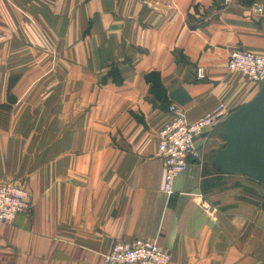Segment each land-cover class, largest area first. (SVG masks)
<instances>
[{
    "label": "crops",
    "instance_id": "crops-1",
    "mask_svg": "<svg viewBox=\"0 0 264 264\" xmlns=\"http://www.w3.org/2000/svg\"><path fill=\"white\" fill-rule=\"evenodd\" d=\"M24 39L45 41L42 61L30 54L21 66ZM0 40L13 58L0 70L61 72L63 108L71 88L93 106L0 114V182L24 187L32 204L0 226V264H104L114 243L134 239L170 254L169 264H264V185L211 168L223 122L196 139L201 158L170 196L158 150L168 105L193 122L218 105L228 117L254 96L227 61L235 49L264 58V0H0ZM113 70L119 83L108 76L101 86Z\"/></svg>",
    "mask_w": 264,
    "mask_h": 264
},
{
    "label": "built area",
    "instance_id": "built-area-1",
    "mask_svg": "<svg viewBox=\"0 0 264 264\" xmlns=\"http://www.w3.org/2000/svg\"><path fill=\"white\" fill-rule=\"evenodd\" d=\"M227 4L228 0H224ZM253 11H263L260 3L253 4ZM227 69L247 75L257 90L264 81V58L244 49L233 50L227 61ZM197 80L205 78L203 67L195 70ZM170 120L159 132L158 150L164 169L163 192L173 194L175 179L182 174L190 162L199 161L200 152L196 139L206 129L223 122L227 113L221 105L216 106L202 118L190 122L185 113L174 105L167 106ZM32 204L28 192L9 179L0 182V226L10 224L19 214L28 216ZM171 256L153 242L134 239L131 242H116L103 256L104 264H169Z\"/></svg>",
    "mask_w": 264,
    "mask_h": 264
},
{
    "label": "rangeland",
    "instance_id": "rangeland-1",
    "mask_svg": "<svg viewBox=\"0 0 264 264\" xmlns=\"http://www.w3.org/2000/svg\"><path fill=\"white\" fill-rule=\"evenodd\" d=\"M23 41L25 44L32 45L31 49L22 47L20 52L22 54L20 61L22 67L28 66V64L23 63L30 58V54H35L36 57L33 60L40 62L44 58L41 53L50 50L42 39H24ZM3 42L4 40H0V45ZM4 52H6L5 47L1 46L0 59L5 58L6 62H13L12 56H6ZM11 67L13 65L0 70V114H63V110L65 113L68 109L69 114H82L93 108V106H86L83 103L75 88H71L69 105L66 104V109L63 108L62 88L57 84V82H60L57 80H60L61 72L17 70L10 69ZM108 75L109 72L101 77L99 81L101 86L106 83ZM113 77L116 79L117 73ZM105 104L106 101L103 100L101 110L106 108Z\"/></svg>",
    "mask_w": 264,
    "mask_h": 264
},
{
    "label": "water",
    "instance_id": "water-1",
    "mask_svg": "<svg viewBox=\"0 0 264 264\" xmlns=\"http://www.w3.org/2000/svg\"><path fill=\"white\" fill-rule=\"evenodd\" d=\"M222 136L224 145L212 157L211 168L264 185V81L249 101L223 121Z\"/></svg>",
    "mask_w": 264,
    "mask_h": 264
},
{
    "label": "trees",
    "instance_id": "trees-1",
    "mask_svg": "<svg viewBox=\"0 0 264 264\" xmlns=\"http://www.w3.org/2000/svg\"><path fill=\"white\" fill-rule=\"evenodd\" d=\"M255 2V1H254ZM116 73V71L115 70H113V71H110L109 72V77L110 76H112V79H113V81H115L116 83H119L118 82V80H117V78L115 79L114 77H113V75ZM107 76V77H108ZM157 75L156 74H151L150 76H149V79H147V81L149 82V83H151V85H150V93L151 94H153L154 96H155V98H156V102H158L157 103V105L159 106V107H161V106H163L164 105V93H163V90H162V88L158 85V82H157V80H156V77ZM153 80V81H152ZM167 108V107H166Z\"/></svg>",
    "mask_w": 264,
    "mask_h": 264
},
{
    "label": "bare ground",
    "instance_id": "bare-ground-1",
    "mask_svg": "<svg viewBox=\"0 0 264 264\" xmlns=\"http://www.w3.org/2000/svg\"><path fill=\"white\" fill-rule=\"evenodd\" d=\"M17 184V183H16ZM19 185V184H18ZM24 188V187H23ZM25 189V188H24ZM26 190V189H25ZM27 191V190H26ZM28 192V191H27Z\"/></svg>",
    "mask_w": 264,
    "mask_h": 264
}]
</instances>
